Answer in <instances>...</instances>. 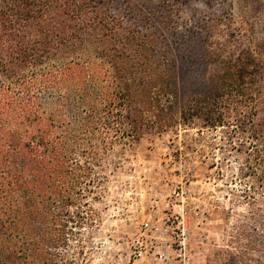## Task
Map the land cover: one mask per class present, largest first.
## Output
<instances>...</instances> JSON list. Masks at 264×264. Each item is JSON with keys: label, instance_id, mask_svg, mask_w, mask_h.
Masks as SVG:
<instances>
[{"label": "trees", "instance_id": "obj_1", "mask_svg": "<svg viewBox=\"0 0 264 264\" xmlns=\"http://www.w3.org/2000/svg\"><path fill=\"white\" fill-rule=\"evenodd\" d=\"M183 1L160 7L180 13ZM147 12L148 0H0V264H72L62 252L88 226L118 146L169 132L175 160L190 163L205 132L222 130L206 145L235 157L231 182L252 230L264 228V58L231 50L233 34L214 40L232 17L213 19L202 93L181 108L190 65L169 62ZM238 228L264 248V234Z\"/></svg>", "mask_w": 264, "mask_h": 264}, {"label": "rangeland", "instance_id": "obj_2", "mask_svg": "<svg viewBox=\"0 0 264 264\" xmlns=\"http://www.w3.org/2000/svg\"><path fill=\"white\" fill-rule=\"evenodd\" d=\"M148 3L156 8L155 15L147 14L160 25L169 62L190 65L181 108L202 93L203 53L213 19L232 17L219 24L214 40L225 42L233 34L231 50L249 44L264 58V0H184L180 13L162 9V0ZM187 132L197 135L196 129ZM221 133L207 130L197 144L203 155L190 163L173 157L171 144L181 139L171 132L143 138L132 149L118 146L117 166L112 162L102 172L100 196L90 201L88 226L70 240L63 256L72 264H264V248L239 239L242 224L258 238L264 234L262 226L252 230L249 206L231 182L239 163L231 154L224 158L218 146L206 145L220 141ZM203 168L207 173L200 174Z\"/></svg>", "mask_w": 264, "mask_h": 264}]
</instances>
